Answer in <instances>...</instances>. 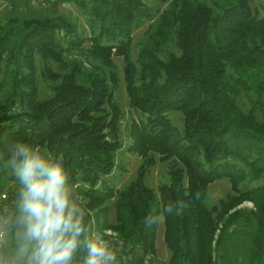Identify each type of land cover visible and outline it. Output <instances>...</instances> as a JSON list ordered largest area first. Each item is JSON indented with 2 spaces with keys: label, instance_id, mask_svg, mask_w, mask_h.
Returning <instances> with one entry per match:
<instances>
[{
  "label": "trees",
  "instance_id": "16d2710c",
  "mask_svg": "<svg viewBox=\"0 0 264 264\" xmlns=\"http://www.w3.org/2000/svg\"><path fill=\"white\" fill-rule=\"evenodd\" d=\"M34 1L74 2L88 27L56 11L0 20V212L9 217L12 251L20 231L13 155L26 143L54 160L63 154L90 232H116L110 247L129 246L131 264L146 257L151 264H264V3ZM145 22L135 56L134 32ZM115 56L124 59L130 105L140 114L128 144L140 167L124 188L111 180L125 167L117 157L124 112L115 98ZM175 111L183 127L170 117ZM157 159L169 174L158 190L146 180ZM221 179L231 192L209 204V187ZM161 217L166 261L157 251Z\"/></svg>",
  "mask_w": 264,
  "mask_h": 264
},
{
  "label": "clouds",
  "instance_id": "9594fccd",
  "mask_svg": "<svg viewBox=\"0 0 264 264\" xmlns=\"http://www.w3.org/2000/svg\"><path fill=\"white\" fill-rule=\"evenodd\" d=\"M17 158L18 246L15 258H0V264H73L81 255L82 264H116L117 253L99 233L90 232L72 199L63 154L54 160L25 143L14 152ZM5 240L0 227V246Z\"/></svg>",
  "mask_w": 264,
  "mask_h": 264
},
{
  "label": "rangeland",
  "instance_id": "374dc122",
  "mask_svg": "<svg viewBox=\"0 0 264 264\" xmlns=\"http://www.w3.org/2000/svg\"><path fill=\"white\" fill-rule=\"evenodd\" d=\"M259 3H264V0H253L252 2L253 6L258 5ZM55 11L65 14L66 16L72 18L78 23L81 30L87 29L88 18L83 13V10L74 2L65 3L55 8L51 4L39 3L38 1L34 0H8L4 2L3 5L0 7V20L11 14L19 15L21 17H40L45 13H53ZM148 25L149 23L145 22L134 32V42L136 44L134 48L135 56H137L138 52L137 43L143 37ZM115 61L118 63L120 71V83L117 87L115 98L124 112V115L120 120L121 135L123 138L124 147L118 151L117 157L118 161L121 164L123 163L125 167L121 169L122 165L119 166L120 168H117L115 170V173L111 176V180L112 184L117 188H124L136 177L137 171L140 167L141 157L139 156V154L133 153L128 150V144L131 141L129 127L131 125L132 119L138 120L140 114L138 112H135L130 105V98L127 92L126 82L124 78V59L122 57L115 56ZM45 94H47V91L43 89L42 96H45ZM170 117L173 119L176 125L183 127L182 114L180 112H171ZM146 180L148 184L158 190L161 184L169 181V174L167 172L166 164L157 159L154 166H152V168L148 172ZM229 192H231L230 181L228 179L217 180L209 187L208 203L212 204L217 202L220 197L226 196ZM7 193L8 190L3 191V194ZM109 204L112 208L111 218L114 219V200L110 201ZM243 205L252 207L253 203L247 201ZM9 226V217H5L4 213L0 212V227H2L6 235L4 245L0 246V258L4 259L5 261H10L14 259L16 255V252L12 251L9 246ZM164 235L165 224L164 218L161 217L158 226L157 251L162 261H166L169 255V250L165 242Z\"/></svg>",
  "mask_w": 264,
  "mask_h": 264
},
{
  "label": "built area",
  "instance_id": "2783aa9c",
  "mask_svg": "<svg viewBox=\"0 0 264 264\" xmlns=\"http://www.w3.org/2000/svg\"><path fill=\"white\" fill-rule=\"evenodd\" d=\"M7 197H8L7 194H3V198H7ZM91 233H99L106 241H108L109 246L111 245L112 238L116 236V232H114L111 229L104 231V233H101L93 229ZM133 260H134V254L131 251V248L129 246L120 247L116 257V264H131ZM143 264H151L150 258L146 257Z\"/></svg>",
  "mask_w": 264,
  "mask_h": 264
}]
</instances>
